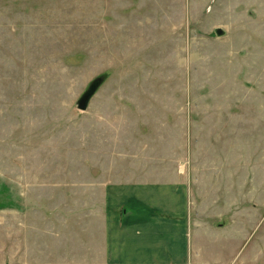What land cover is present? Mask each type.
I'll return each mask as SVG.
<instances>
[{
	"label": "rangeland",
	"instance_id": "374dc122",
	"mask_svg": "<svg viewBox=\"0 0 264 264\" xmlns=\"http://www.w3.org/2000/svg\"><path fill=\"white\" fill-rule=\"evenodd\" d=\"M158 178L187 179L209 264H264V0H0V264L62 203Z\"/></svg>",
	"mask_w": 264,
	"mask_h": 264
},
{
	"label": "crops",
	"instance_id": "0c3cea01",
	"mask_svg": "<svg viewBox=\"0 0 264 264\" xmlns=\"http://www.w3.org/2000/svg\"><path fill=\"white\" fill-rule=\"evenodd\" d=\"M182 169L175 171L182 174ZM158 179L108 181L86 212L75 200L62 203L71 206L67 213L42 215L40 241L27 243L25 264H209L199 238L194 251L187 179ZM209 212L204 203L198 207L197 226L206 223L216 231L227 226L222 216L217 221L219 215Z\"/></svg>",
	"mask_w": 264,
	"mask_h": 264
},
{
	"label": "water",
	"instance_id": "95a60500",
	"mask_svg": "<svg viewBox=\"0 0 264 264\" xmlns=\"http://www.w3.org/2000/svg\"><path fill=\"white\" fill-rule=\"evenodd\" d=\"M217 33L221 35L223 33L222 29H217ZM102 77L96 78L93 80L87 90L83 93V95L80 97V99L77 102V106L80 110H86L88 108V105L90 103L91 98L97 91V89L100 87L102 83Z\"/></svg>",
	"mask_w": 264,
	"mask_h": 264
}]
</instances>
